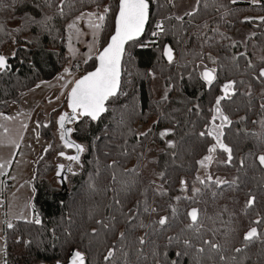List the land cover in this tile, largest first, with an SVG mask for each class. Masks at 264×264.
<instances>
[{
  "label": "trees",
  "instance_id": "1",
  "mask_svg": "<svg viewBox=\"0 0 264 264\" xmlns=\"http://www.w3.org/2000/svg\"><path fill=\"white\" fill-rule=\"evenodd\" d=\"M149 4L143 39L158 22L163 24L164 31L146 49L139 47L141 40L127 44L120 88L116 96L105 101L106 110L97 120L80 117L64 123L65 129H72L67 141L84 149L79 162L65 163V188L51 185L59 158L57 143L70 156L77 155L76 150L65 147L61 140L58 118L49 127H42L41 133L50 145L37 164L33 186V208L41 224L16 221L12 229H5L7 264L62 263L74 250L85 254L86 264H194L195 247L208 239L214 221L221 225L235 221L238 227L251 225L250 219L247 224L245 220L252 209H229L215 204L243 202L247 191L253 188L259 189L255 195L261 200L262 176L245 175L237 169L224 173L225 180L235 179L236 184L205 187L197 180V162L206 155L209 141V136L201 137L200 133L212 121L215 99L221 95L219 86L227 76V59L234 57L229 33L247 24L248 14L264 10V0H260L259 7L231 0H200L194 8L196 15L184 14L182 21L174 15L173 2L149 0ZM118 5L119 0H63V4L61 0H0V55L8 65L7 70L0 71V109L20 93L60 73L66 64L65 25L72 17L108 7L110 11L99 37L101 50L113 33ZM8 46L14 47L13 52L5 56ZM165 46L172 49V63L163 54ZM209 54L217 61V79L206 86L197 66L206 62ZM95 66L96 56L83 66V72ZM153 77H158L164 88L163 96L157 100L152 99L149 87ZM67 101L68 97L64 100L66 108ZM221 110L228 116L226 99L221 102ZM65 113H70L68 108ZM242 116L232 113V123L223 137L238 141L243 138L237 132L238 126L234 128ZM252 118L264 121V114ZM149 122L152 131H145L148 135L138 141L139 127ZM54 127L58 140L52 135ZM165 129L172 130L165 138L175 144L173 148L160 138ZM182 179L186 181L184 189ZM196 188L201 192L193 197ZM153 207L156 212L145 211ZM193 208L199 212V234L187 228L191 223L187 213ZM130 214L135 215L132 224L127 222ZM160 216L169 217L163 229L154 223ZM141 223L151 227H140ZM121 232L126 239H119ZM141 236L148 241L143 246L138 244ZM184 239H190L195 247L185 249ZM28 240L32 243L25 246L24 241ZM113 245L112 260L104 261ZM185 251L187 255L177 257V252ZM212 257L209 249L199 254L200 264H212ZM248 264H264V255L250 254Z\"/></svg>",
  "mask_w": 264,
  "mask_h": 264
},
{
  "label": "snow or ice",
  "instance_id": "2",
  "mask_svg": "<svg viewBox=\"0 0 264 264\" xmlns=\"http://www.w3.org/2000/svg\"><path fill=\"white\" fill-rule=\"evenodd\" d=\"M173 0H169V3H172ZM233 3L236 0H232ZM200 3V0H197V4ZM253 4L259 3V0H252ZM61 4H63V0H61ZM118 13L115 16V33L111 36L110 42L104 47L103 51L99 53L97 59L99 61L98 67H96L95 71L89 72L83 78L77 80L75 82V86L72 87L70 93L68 94V107L71 110L70 113L62 114L59 117V128L61 130V140L65 142V147H73L76 150L77 155L75 156H67L66 159L79 162L80 156L79 154L84 151L83 147L80 144H72L67 141V135L72 131V129H65L64 123L65 121L68 122H75L80 117H89L91 120L95 121L98 119L99 115L106 110L105 108V101L108 100L109 97L116 96L118 93L119 85H120V61L121 57L124 54V45L131 40L137 39L144 31L145 24L149 18V0H119L118 5ZM61 14H63V8L60 9ZM110 9L105 7L103 13H88V17L90 20V26L93 27L95 30H99L103 27V22L108 14ZM83 13L80 19L83 17ZM185 15L189 17H194L196 15V9L193 11L187 12ZM177 20L182 21L183 17H176ZM251 18H246V20ZM261 22H264V17L259 18ZM93 20H98L99 23H92ZM72 25H69L71 28ZM157 31L153 32V36L159 35L161 32L164 31L163 24L158 22L156 24ZM142 46L146 47L147 45ZM164 56L167 57L169 63L173 61L172 49L168 46L164 47ZM243 55V53L241 54ZM208 59L215 63V59L209 54ZM249 67H252L249 64ZM8 65L6 58L0 55V71L7 70ZM68 71L67 69L65 70ZM216 68H208L207 66L204 67L203 71L200 73L201 79L208 85L211 86L213 81L216 79ZM149 75H153L149 73ZM261 79V82H264V67H261L258 72V77ZM39 87V85H37ZM169 91L171 89H168ZM221 92L223 95L218 96L215 99V104L213 107L214 115L211 121V127L207 129L206 132H201L200 136L204 137L205 135L211 136L213 140H215V144L208 147L207 152L208 155H205L203 159L199 160L197 163L202 167L206 168L209 163H211L214 159L213 153L216 152L217 147L221 149L223 152L227 153V160L224 163L231 165L233 162V150L231 147L226 145L222 137L224 135L223 129L229 126L232 121L229 117L224 114L221 110V102L225 99H230L232 95L235 94L234 91V82L229 81L225 83L221 87ZM250 94V92H249ZM164 100L167 99V91L165 92ZM198 107V106H197ZM260 108L264 110V103H261ZM191 111V109H189ZM219 118L220 123L216 124L215 121ZM243 119V117L241 118ZM253 123H257V121H253ZM262 126H264V121L260 122ZM152 130L149 129L148 132ZM171 129H165L160 132V138L164 139V137L171 134ZM148 132H142L137 134V140L139 141L140 137H144L148 135ZM167 146L169 148L175 147V144L172 141L167 142ZM48 149H45L47 151ZM61 156H64V153H60ZM256 161L260 167H264V152L257 155L255 157ZM63 166L61 165L60 168ZM240 167H245V162L242 159L240 162ZM4 169V164H0V173H2ZM71 170V169H69ZM57 175L59 176L60 173L58 172ZM163 173L160 174V177L163 178ZM197 180L201 185L208 187L209 185H215L216 188H220L222 185H234L236 184V180L228 181L222 179L220 177H216L213 179L212 176H206V179H200L197 177ZM181 188L184 189L186 187V181H180ZM201 192L200 188H196L193 190V197L197 193ZM213 195H216L214 192ZM179 199V198H177ZM256 196L249 194L248 199L245 203V208H253L256 204ZM119 204L120 202L117 201ZM145 211L156 212V208H145ZM173 215L176 214V209L172 208ZM187 216L190 218L191 223L187 225L188 229H191L195 233L199 234L201 225L198 222V209L193 208L188 211ZM135 219L134 214H130L127 217V222L132 224V221ZM169 221V217L167 216H160L158 220L154 223L159 225L160 229H163ZM27 223H35L37 225L41 224V220L39 216H35L34 219L27 220ZM98 223H100L98 221ZM253 225L250 227L246 232L243 234V240L241 242V246L235 247L233 250L235 253H243L245 249L251 247L254 243H259L261 248L264 249V232L258 230V226L264 224V217H261L257 214V218L252 221ZM7 227L12 229L14 226L12 223H8ZM107 227V225H105ZM140 227H151V225H144L140 224ZM95 230H93V234ZM119 239L124 240L126 239V235L124 232L119 234ZM170 242L172 238H169ZM20 241L18 240L17 243ZM32 241H24L25 246L31 244ZM148 243L145 236H141L138 239V244L140 246L145 245ZM183 244L185 249H191L195 246L193 245L190 239H184ZM208 246V249L213 253L219 254V260L222 264H243V259L238 260L236 256H225L223 254V246L220 243L214 242L213 240L203 239L202 244L200 247H195V252L197 253L196 256L193 257L194 264H200L199 254H202L206 251L204 246ZM115 254V245L107 250V254L104 256V260L110 262ZM188 253L185 252H177V257H181L183 255H187ZM264 254V253H262ZM5 264L7 262L5 261ZM57 264H61V261H57ZM68 264H86V256L83 252L79 250H74L71 252L69 256ZM173 264H177V262H173Z\"/></svg>",
  "mask_w": 264,
  "mask_h": 264
},
{
  "label": "rangeland",
  "instance_id": "3",
  "mask_svg": "<svg viewBox=\"0 0 264 264\" xmlns=\"http://www.w3.org/2000/svg\"><path fill=\"white\" fill-rule=\"evenodd\" d=\"M180 1L173 0L174 15L176 17H182L187 12L193 11L197 3V0ZM243 2L253 4L252 0H236V3ZM104 8L84 12L83 17L80 19L77 18L81 17L82 13L78 14L66 23V64L59 74L51 79L39 82L37 84L39 87L36 85L20 93L16 100L9 101L4 108L0 109V164H4V169L0 173V264H5V229L7 224L9 222L27 221L39 216L33 208V186L37 164L44 156L45 149H48L50 145V142L43 137L41 130L43 126L49 127L54 118L59 119L64 111H67L64 100L71 88L59 98L55 96L56 94L53 95V92H56L63 81L72 77V66L75 63L84 66L90 58L98 55L101 29L95 30L90 26L87 14L103 13ZM92 23H99V21L93 20ZM69 25H72V27L69 28ZM240 34V29L239 31L236 30L232 34V38ZM13 48V46H8L4 52L5 56L11 55ZM83 73L82 69L79 74L74 75V82ZM161 82L158 77L151 79L149 87L151 97L154 100L161 98L164 94ZM63 102L65 105L64 111L61 109ZM151 122L140 126L139 132L147 131L151 126ZM53 134L54 139L58 140L59 135L55 127L52 131ZM164 139L166 144L170 141L165 137ZM57 145L56 151L58 150L59 158L51 175L52 178L54 177V180H51V185L55 188L61 185L60 178L57 175L58 169L61 165L65 168V163L68 160L66 157L70 156L65 148L59 147L60 142ZM55 146L54 143L53 147ZM61 152L64 153V156L60 155ZM54 160H56V157ZM146 163L149 164V162ZM148 164H145V166L149 168L150 164ZM206 169L200 166L198 171L200 179L207 176ZM211 172L212 170H210ZM210 173L208 172V175ZM3 182L10 185V189L6 193H3ZM63 182L65 184V181Z\"/></svg>",
  "mask_w": 264,
  "mask_h": 264
},
{
  "label": "flooded vegetation",
  "instance_id": "4",
  "mask_svg": "<svg viewBox=\"0 0 264 264\" xmlns=\"http://www.w3.org/2000/svg\"><path fill=\"white\" fill-rule=\"evenodd\" d=\"M259 4L260 0L257 4L249 3V5L256 7H259ZM261 17H264V10L248 14L246 18H251L248 20L245 18L248 23L229 33V39L232 44L231 51L234 57L227 59V76L219 87L221 92V87L225 83L229 81L234 82L235 94L232 95L230 99H226V105L229 112L228 117L231 121L232 118L230 116L232 113L243 115V119L234 125V128L238 126L237 132L241 133L243 138L238 141L237 139L222 137L223 142L233 150V162L231 165L224 163V161L227 160V153L217 147L216 152L212 154L214 156L213 161L206 167V173L208 176V172L210 173V170H212L210 176H212L213 179L216 177L225 179L224 173H231L240 169L245 175L253 174L262 176L259 186L262 187V192L264 193V168L260 167L258 161L255 159L257 155L264 152V126L260 123L261 121L252 118L253 115L264 114V110L260 108L261 103H264V82H261V79L257 78L259 69L264 67V22H261L259 19ZM239 29L241 34L232 38V34L236 30L239 31ZM242 53L243 55H241ZM249 64H251L252 67H249ZM205 66L208 68H216L217 70V61L212 63L207 59L206 62L198 64L197 71L199 76ZM216 79L213 82H215ZM204 84L208 86L205 82ZM221 95H223L222 92ZM217 120L218 121H215V123L219 124V118ZM253 121H257V123H253ZM229 126L225 127L223 132L224 130L227 132L226 128ZM209 127H211V121L208 123V126L204 127L205 132ZM208 138V147L216 143L211 136ZM206 155H208V152H206ZM242 159L245 162L244 168L240 167ZM58 172L61 173L58 177L62 185L67 170L66 168H59ZM203 179H206V177ZM247 192L248 195L246 196V200L249 194L255 195L259 192V189L253 188L249 189ZM246 200L243 202H220L216 203L215 206L229 209L244 208L247 210L245 208ZM248 209H252L253 211L246 217L245 224H247L250 219L251 225L238 227L235 221L225 222L224 225L214 221L213 232L207 237L209 240H213L223 246V254L225 256H236L238 260L243 259V264H248V257L250 254L260 256V254L264 253V249L261 248L258 242L252 244L250 247L251 249H245L243 253H235L233 250L235 247L241 246L244 232L250 227L256 226L252 224V221L257 218V214L264 217V195L261 200H256V204L253 208ZM258 230L264 232V224L259 225ZM200 246L201 245L198 247ZM204 247L208 250V246L205 245ZM247 251H249L250 254H247ZM212 255V264H222L220 260H217V257H219L218 253L212 252Z\"/></svg>",
  "mask_w": 264,
  "mask_h": 264
},
{
  "label": "built area",
  "instance_id": "5",
  "mask_svg": "<svg viewBox=\"0 0 264 264\" xmlns=\"http://www.w3.org/2000/svg\"><path fill=\"white\" fill-rule=\"evenodd\" d=\"M157 31L156 29V26L155 28L149 33L148 36H146L144 39V35L143 37L140 39L141 42L139 44V47L141 49H146L148 47L151 46V44H153L155 42V37L156 36H153L152 33ZM145 34V33H144ZM143 45H147L146 47L142 46ZM83 68V65H81L80 63H75L72 68H71V71H72V77L63 81V83L58 87L57 89V95L56 97L59 98L62 94H64L69 88H71V86L74 84V75H77L80 73V71L82 70ZM81 76V75H80ZM79 76V77H80ZM10 189V185L7 184V182H3V193H6L8 190Z\"/></svg>",
  "mask_w": 264,
  "mask_h": 264
},
{
  "label": "water",
  "instance_id": "6",
  "mask_svg": "<svg viewBox=\"0 0 264 264\" xmlns=\"http://www.w3.org/2000/svg\"><path fill=\"white\" fill-rule=\"evenodd\" d=\"M118 10H119V9H117L116 15H117V13H118ZM116 15H115V16H116ZM149 15H150V4H149ZM148 21H149V18H148V20H147V22H146V24H145V28H144L143 33H142L137 39H135V40H131V41H128V42L124 45V53H125V48H126V46H127V44H128L129 42L139 41V40L143 37V35H144L145 31H146V27H147V23H148ZM114 33H115V24H114V30H113L112 35H113ZM112 35H111V36H112ZM111 36H110V38H111ZM110 38H109L107 44L110 42ZM107 44H106L104 47H106ZM104 47L99 51V53L103 51ZM99 53H98V55H99ZM98 55H97V56H98ZM97 56H96V66H95L94 69H92V70L89 71V72L95 71L96 67H98V65H99V61H98V59H97ZM123 57H124V54L122 55V57H121V61H120V85H121V76H122V61H123ZM89 72H87V73H83V74H82L77 80L83 78V77H84L85 75H87ZM77 80H76V81H77ZM120 85H119V88H120ZM74 86H75V82H74V84L72 85V87H74ZM72 87H71V89H72ZM118 90H119V89H118ZM70 91H71V90H70ZM69 93H70V92H69ZM67 97H68V95H67ZM105 107H106V106H105ZM67 108H68V111L71 112V110H70L69 107H68V101H67ZM102 113H103V112H102ZM102 113H101V114H102ZM101 114H100V115H101ZM100 115H99V116H100ZM262 168H264V167H262ZM62 187L65 188V184H64V182H63V184H62ZM198 216H199V214H198ZM188 218H189V217H188ZM189 221L191 222L190 218H189ZM70 254H71V253H70ZM69 256H70V255H69ZM68 261H69V257H68V259H67L65 262H62L61 264H68ZM104 261H105V260H104Z\"/></svg>",
  "mask_w": 264,
  "mask_h": 264
},
{
  "label": "crops",
  "instance_id": "7",
  "mask_svg": "<svg viewBox=\"0 0 264 264\" xmlns=\"http://www.w3.org/2000/svg\"><path fill=\"white\" fill-rule=\"evenodd\" d=\"M55 94L57 95V90H56V92H53V95H55ZM56 95H55V96H56Z\"/></svg>",
  "mask_w": 264,
  "mask_h": 264
}]
</instances>
